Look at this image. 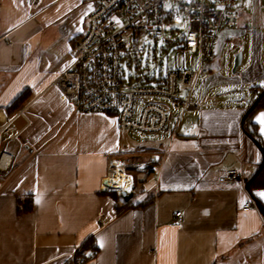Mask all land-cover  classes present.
<instances>
[{
  "label": "crops",
  "instance_id": "1",
  "mask_svg": "<svg viewBox=\"0 0 264 264\" xmlns=\"http://www.w3.org/2000/svg\"><path fill=\"white\" fill-rule=\"evenodd\" d=\"M91 10L84 0H0V156L13 159L9 171L0 169V264H71L77 251L86 264H264V217L245 188L263 154L241 125L254 102L202 105L229 83L220 61L194 92L201 111H189L164 140L141 149L150 156L145 169H123L132 178L126 191L135 186L130 207L117 214L125 201L119 196L116 203L106 190L124 191L110 187V163L124 156V130L114 116L78 112L55 85L75 61ZM244 34L225 30L212 62ZM234 78L255 98L264 92L257 87L264 51L256 31L250 60ZM262 114L251 121L264 146ZM229 170L244 181L219 182ZM262 193L253 191L264 206ZM29 195L34 210L19 217L17 201ZM91 238L96 249L85 250Z\"/></svg>",
  "mask_w": 264,
  "mask_h": 264
},
{
  "label": "built area",
  "instance_id": "2",
  "mask_svg": "<svg viewBox=\"0 0 264 264\" xmlns=\"http://www.w3.org/2000/svg\"><path fill=\"white\" fill-rule=\"evenodd\" d=\"M238 1L84 0L92 7L87 31L74 47V63L57 78L55 85L61 97L80 113L113 114L121 130L164 135L171 114L167 104L160 101L171 103V112L180 114L178 121L186 112L201 111L200 105L193 103L194 92L201 78L210 74L219 37L225 30L238 26ZM184 25L187 27L182 29ZM167 27L178 39L167 36ZM145 34L154 35L168 47L177 46L184 60L187 54L197 56V68L186 69L184 65L170 70L154 84L124 81L123 53L132 51L136 40ZM23 114L24 110L18 111L13 119ZM12 162L11 156L1 154L0 169L9 171ZM239 181H244V175L236 170L226 171L219 178V182L226 184ZM251 207V203H246L243 209L249 211ZM176 216L182 221V213ZM86 261L78 251L71 256V264Z\"/></svg>",
  "mask_w": 264,
  "mask_h": 264
},
{
  "label": "rangeland",
  "instance_id": "3",
  "mask_svg": "<svg viewBox=\"0 0 264 264\" xmlns=\"http://www.w3.org/2000/svg\"><path fill=\"white\" fill-rule=\"evenodd\" d=\"M238 9L241 13V19L238 23V29L241 32H245L244 35L235 37L225 46L222 55L219 59H215L212 63L222 64V76L229 80L228 84L221 85L211 90L204 107H220L227 105L237 106H249L248 101L254 102L256 99L250 94L248 89H242L240 83H235L234 77L242 72L243 67L249 62L252 53V34L254 31L263 38V51H264V0H239ZM187 26L184 25L182 29ZM167 36L176 40L178 37L169 31L167 27ZM244 48V64L238 69L236 75H233L232 70L234 67L235 55ZM177 56V61L175 57ZM212 63L210 68L212 69ZM196 69L198 66L197 56L187 54L185 60L183 56L179 54L177 46L168 47L161 39L154 37V35L145 34L141 39L136 40L135 48L132 51L123 53L122 69L124 74V81L132 84H138L141 82H148L154 84L157 80L164 78L170 70L177 68ZM258 88L264 90V81L257 85ZM201 89V80L198 84L196 94H199ZM183 93V90L181 89ZM156 100V99H155ZM157 101V100H156ZM168 106V111L171 114V124L169 129L174 127V123L179 118V113L171 112L172 107L169 101H160ZM191 114L186 112L183 114L181 121L187 118ZM170 129V131H171ZM166 136H169L167 134ZM164 135H144L132 131L120 132L119 151L123 152L124 156L120 157L118 162L121 166L131 168L132 165L139 164L137 168H143L142 163L148 161L150 156L149 152L142 150L146 147V144L155 141H161ZM169 139V138H168ZM167 139V140H168ZM136 179L137 175L135 174ZM143 175L139 176V180L143 179ZM134 184L129 192L134 191Z\"/></svg>",
  "mask_w": 264,
  "mask_h": 264
},
{
  "label": "trees",
  "instance_id": "4",
  "mask_svg": "<svg viewBox=\"0 0 264 264\" xmlns=\"http://www.w3.org/2000/svg\"><path fill=\"white\" fill-rule=\"evenodd\" d=\"M259 96H260V94H258V97ZM256 99H255V101H256ZM260 109H264V96H262L260 98L259 102L257 103L256 108L253 110V112L246 119V122L244 124V130L253 141L257 140L261 145H263V141H262L261 137L258 135V132L256 130V126L251 121L252 115L257 110H260ZM107 115L116 117L113 114H107ZM126 172H130V170L127 169ZM258 189L264 190V161L261 163L257 173L252 178V183H251L250 190H249V193L251 194V196L253 197V199L255 201H257V199L254 197L253 191L258 190ZM106 194L109 195L116 203H118L119 195L116 192H107ZM132 201L133 200L130 199L129 201L125 202V205L123 207H121V208L117 207V210H116L117 214H119L123 210L129 208ZM138 206H142V204L141 205L139 204ZM34 207H35V200H34L33 196L29 195V196H26L24 198H19L17 201V215L19 217H21V216H24L26 214H29L34 210ZM132 207H134V206H132ZM94 244H95L94 240L91 238L86 244H84L83 248L85 250H89V249L95 250L96 248H95Z\"/></svg>",
  "mask_w": 264,
  "mask_h": 264
},
{
  "label": "water",
  "instance_id": "5",
  "mask_svg": "<svg viewBox=\"0 0 264 264\" xmlns=\"http://www.w3.org/2000/svg\"><path fill=\"white\" fill-rule=\"evenodd\" d=\"M243 54H244V48H242L236 55H235V61H234V67L232 70L233 75H235L238 71V69L242 66L243 64ZM264 96V92H262L260 94V96L256 99V101L250 106V108L246 111V113L244 114L242 120H241V125L244 126L246 119L248 118V116L253 112V110L256 108L257 103L259 102L260 98ZM248 104H250V101H248ZM254 143L257 145V147L259 148V150L261 151V153L263 154V161H264V146L261 145L257 140H254ZM252 180H249L246 182L245 184V188L247 191L250 190V186H251ZM117 193V192H116ZM121 193V197L122 199L127 202L130 199H132L133 194L129 193V192H119ZM256 206L259 209L261 215L264 217V206L263 204H261V202H259L258 200L256 201Z\"/></svg>",
  "mask_w": 264,
  "mask_h": 264
},
{
  "label": "bare ground",
  "instance_id": "6",
  "mask_svg": "<svg viewBox=\"0 0 264 264\" xmlns=\"http://www.w3.org/2000/svg\"><path fill=\"white\" fill-rule=\"evenodd\" d=\"M111 180H110V187L114 190L122 189L124 192L129 189V187L132 184V178L130 175H128L122 168V166L114 162L113 168L111 171ZM123 192V191H122Z\"/></svg>",
  "mask_w": 264,
  "mask_h": 264
},
{
  "label": "snow or ice",
  "instance_id": "7",
  "mask_svg": "<svg viewBox=\"0 0 264 264\" xmlns=\"http://www.w3.org/2000/svg\"><path fill=\"white\" fill-rule=\"evenodd\" d=\"M261 123H264V114H262V116L259 118ZM261 195H264V193H262Z\"/></svg>",
  "mask_w": 264,
  "mask_h": 264
}]
</instances>
